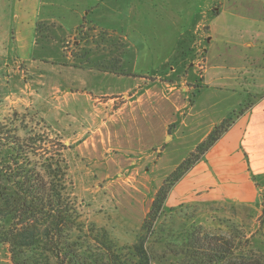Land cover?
Segmentation results:
<instances>
[{"label": "rangeland", "instance_id": "rangeland-1", "mask_svg": "<svg viewBox=\"0 0 264 264\" xmlns=\"http://www.w3.org/2000/svg\"><path fill=\"white\" fill-rule=\"evenodd\" d=\"M149 1L122 0L128 3L131 15L127 57L123 61L127 75L74 68L72 64L78 61L70 57V52H79L76 47L80 42L75 43L74 37L81 38L71 33L65 37L66 53L59 61L65 65L49 60L53 64L44 63L46 76L42 82L33 67L31 89L21 84L17 91L13 87L0 90V126L13 125L22 137L49 132L63 138L69 146L65 155L75 194L83 205V218L107 228L120 246L137 241L163 181L202 141L212 120L231 109L232 101L223 100L211 108L210 115L201 114L202 106L211 100L201 98L198 86L203 73L204 48L210 41L207 37L218 40L211 42L213 47L206 63L213 78L216 65L224 66L223 75L233 73L230 66H242L239 54L248 52L244 42L257 35L252 31H258V38L264 34L261 25L264 21L252 20L264 17L258 10L264 0H169V4L165 0V4L160 1L163 8L158 11H152ZM111 2L118 4L117 0ZM137 3L150 7L141 11ZM104 6L90 12L89 18L107 28L116 12ZM213 6H224L228 12L216 20ZM138 12L149 19L144 18L147 25L141 27L145 35L136 27ZM152 15L158 17L157 23L151 21ZM231 22L236 24L232 26ZM98 29L87 42L93 48L89 58L98 62L105 56L113 68L119 46L112 44L108 50L97 48L96 40L101 41L98 32H102ZM152 34L156 37L154 41L139 43L141 39L147 41ZM227 39L238 43L235 45ZM138 46H142L139 57ZM218 49H221L219 55ZM234 50L235 58L230 54ZM50 54L60 59V46L55 44ZM221 83L233 84L228 79ZM67 88L73 91L62 97ZM11 90L16 92L6 96ZM57 94H61L60 99ZM109 99L113 101L106 108ZM251 99L246 96L231 116ZM260 184V195L252 203L204 201L196 189L182 201L173 197L170 204L166 201L147 238V246L156 256H166L156 264H191L180 250L186 245L187 233L195 229L225 237L233 247L234 257L264 261V180ZM0 264H12L8 247L1 243Z\"/></svg>", "mask_w": 264, "mask_h": 264}, {"label": "crops", "instance_id": "crops-1", "mask_svg": "<svg viewBox=\"0 0 264 264\" xmlns=\"http://www.w3.org/2000/svg\"><path fill=\"white\" fill-rule=\"evenodd\" d=\"M117 1L118 4H112L111 0H0V90L13 87L14 90L17 88V91L21 84L25 89H31L33 71L41 78L40 82H42L46 76L44 63H51L52 61L49 60H55L54 64L65 65L59 61L63 59L66 53V35L69 36L74 33L76 37L80 36V40L74 37V42H80L79 49L83 53L82 49L89 48L87 42L94 32L97 33V28L102 29V32H98L99 36L105 37L100 39L103 46L106 45L104 43L106 38H109L110 41L114 40L113 43L109 41V45L116 44L119 46L116 50V54H119L115 57L119 60L115 63L118 64L116 69H124L125 62L123 61L127 57L128 51V19L131 15L129 14L128 3L122 2V0ZM160 1L165 4V0L149 1L152 11L163 8ZM169 2L167 0V4ZM104 5H107L109 11L116 12L109 19L112 25H108L107 28L95 24L94 20L89 18L90 12ZM150 6L137 3V9L141 11L144 7ZM211 9L216 20L228 12L224 6H213ZM258 10L264 15L262 13V11L264 12V3L258 7ZM142 15L143 13L140 15L139 12L136 14V18H138L136 21L139 24L136 27L141 35H145L141 27L147 25V22L144 20L145 14ZM239 16L242 18L243 15L239 14ZM157 18L156 15H152L151 21L157 23ZM146 20L149 19L146 18ZM252 20H255L256 23H262L264 17ZM235 24V22H231L232 26ZM261 25L264 26L263 23ZM210 26L209 23V28ZM252 32H256L257 35L244 42L248 52L239 54L243 61L242 66H230L229 69L233 73L223 75L221 69L224 66L216 65L217 71H215L213 78L210 77V70L206 63L213 47L211 42L217 43L218 40H213L214 36L212 38L207 37V41H210L208 47L204 48L206 54H204L201 84L199 83L198 86L200 94H202L201 98L205 97L203 100L206 98L211 100L202 106L201 114L210 115L213 108L217 107L223 100H230L232 104L227 113L212 120V126L205 133L203 139L216 125L231 116V112L244 101L246 96H250L252 99L247 102L246 106H241L242 108L239 110L241 112L235 117L234 123L206 153L205 158L199 161L173 187L171 195L167 199L169 204L172 197L176 201H182L196 190L200 193L199 198L204 201L226 200L252 203L257 201L256 199L260 195L259 191L262 186L260 181L264 180V34L258 38V31ZM155 38V34H152L147 41L141 39L139 43L144 45L149 41H154ZM226 41L235 45L238 43L236 40L227 39ZM82 43L87 44V46L82 45ZM55 44L60 46L62 52L60 59H54L50 54ZM142 46L137 47L139 50L138 57L142 55ZM229 49L231 50V48ZM218 51L217 55L220 54L221 49ZM70 53V57H73L74 53L77 54V52ZM230 54H233L235 58L237 52L234 50ZM84 55L89 58L90 52L88 51ZM102 57L106 58L105 56ZM74 68L96 73H112L87 67L74 66ZM114 74L120 76V74ZM226 79L231 80L233 84L221 83ZM16 91L11 90L6 96H11ZM57 91L60 92L61 88H58ZM72 91V89L67 88L66 95L61 93L62 97H67ZM61 94L56 95L57 99H60ZM215 96L216 98L213 99ZM112 101L113 99H109L105 102L106 108L110 107ZM97 115L95 113V116ZM108 117L110 116L108 115ZM254 176L256 177L254 178Z\"/></svg>", "mask_w": 264, "mask_h": 264}, {"label": "trees", "instance_id": "trees-1", "mask_svg": "<svg viewBox=\"0 0 264 264\" xmlns=\"http://www.w3.org/2000/svg\"><path fill=\"white\" fill-rule=\"evenodd\" d=\"M101 41L95 42L101 50H108L112 45H107L109 38L104 40L105 46ZM82 50L83 53L80 50L73 54V59L78 61L73 66L127 75L126 70L116 69L118 64L109 66L107 57L96 62L84 55L93 48ZM240 112L216 125L167 176L155 194L137 241L123 246L111 237L107 228L83 218V205L75 194L65 155L69 146L63 138L51 136L49 132L22 137L13 125L0 126V222L3 225L0 243L8 247L12 264H156L163 261L166 256H156L147 246L148 234L163 213L173 187L205 158ZM184 242L186 245L180 253L191 264H264L257 258L234 257L233 247L225 237L209 234L204 229L188 232Z\"/></svg>", "mask_w": 264, "mask_h": 264}]
</instances>
